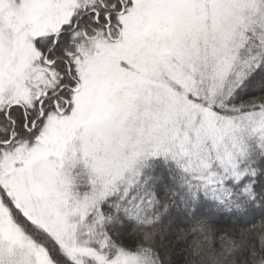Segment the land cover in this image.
<instances>
[{
    "label": "snow or ice",
    "instance_id": "6c2138e0",
    "mask_svg": "<svg viewBox=\"0 0 264 264\" xmlns=\"http://www.w3.org/2000/svg\"><path fill=\"white\" fill-rule=\"evenodd\" d=\"M0 264H264V0H0Z\"/></svg>",
    "mask_w": 264,
    "mask_h": 264
}]
</instances>
